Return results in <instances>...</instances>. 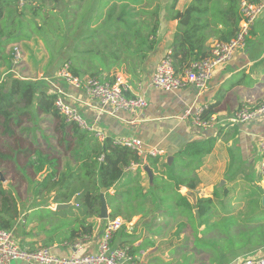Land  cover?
I'll return each mask as SVG.
<instances>
[{
    "label": "crops",
    "instance_id": "crops-1",
    "mask_svg": "<svg viewBox=\"0 0 264 264\" xmlns=\"http://www.w3.org/2000/svg\"><path fill=\"white\" fill-rule=\"evenodd\" d=\"M38 1L25 0L23 4H18V7L38 6ZM142 1L145 2V0H130L126 8L127 12L143 15L133 18L135 20L145 19L148 13L152 11V8L146 7ZM189 1L178 0L176 9L182 10ZM68 3L72 5H65L61 10L67 12V35L70 37L67 41L70 43L67 54L60 60L49 62L48 55L39 51L33 39L23 38L9 42L3 51L0 49V87H9L12 78L37 81L39 87H49L50 93L52 89L59 87L65 93L66 100L77 109L83 118L89 123H93L105 137L113 140L133 137L140 140L143 144V152L140 154L142 163L131 164L129 169L127 168L131 172V182L123 186L122 182L119 181L117 187L108 189L111 195H114L115 192H117V196L121 195L122 203L130 202L126 188L129 185L132 186V183L138 178H142L143 172L147 175L144 167L147 166L148 154L146 152L149 149L157 148L162 151L158 156H155L159 159L156 166L152 168L148 166L153 173V178L161 180L162 176L165 177L161 174L165 170L161 163L168 161V157L171 156L173 161L175 153L191 140L216 136L213 149L201 159L200 164L193 171L195 188L189 190L186 186H181L178 190L179 194L191 205V210L184 207L179 194H174L173 197L171 195L165 196L168 198L164 200L163 212H155L151 195L138 194L130 197V199L138 205H142L143 211L139 210L142 212L131 214L127 225L123 226L112 239V245L128 248L138 259V264H184L182 260L186 250L184 248L185 241L190 239L192 234L200 237L201 231L208 224L206 220L208 217L204 220L198 218L196 201L199 198L210 197L216 207L220 206L224 212H229L231 210L230 205L238 202L244 203L242 200H237L236 196H230L228 194L229 189L233 190L238 187L242 181L246 188L252 184L247 178V173L251 170H254L257 177L255 184L261 190L264 187V175L260 174L259 169V144L264 140V115L249 122H232L241 105L247 103L254 105L264 99V10L255 20L245 47L236 51L227 63L215 69L212 78L204 89L199 90L189 84L169 92L154 87L151 84V78L158 62L169 51L173 32L176 29L177 21L168 17L170 1L168 7L160 8L155 48L142 60H138L133 55L124 54L121 42L123 29L118 23L114 19L108 24L105 23L112 10L115 9L112 16L119 14L123 3L121 0H109L105 5H100L99 0H68ZM53 9L56 12L57 9ZM68 9L71 10L70 13H68ZM26 11L25 8L23 15L18 18L19 20L28 18ZM16 30L15 28L14 31ZM18 35H21V31L16 34V36ZM62 36H64L63 33ZM4 39L5 37L2 40ZM25 41L27 45L36 47L35 56L23 49L22 61L20 65L15 67L12 56L9 54V47L15 43L22 47ZM211 41L209 40L208 46ZM93 44L96 46H92ZM109 45H113V47L109 48ZM91 50L97 55L102 52L115 53V61L110 60L107 67L101 63L97 64V60H91L89 57L92 54ZM118 51L120 55H118ZM65 58L71 61V71L74 69L81 77L94 75L101 80L111 81L114 75H122L130 85L127 95L143 97L147 102L146 106L134 112L119 110L115 113L110 111V107L102 108V104L97 99L89 97L83 90L76 89L62 79L56 78L57 71L61 66L60 63ZM26 66L33 71V78L19 75L20 72L26 71ZM46 78H53L52 82ZM100 108L104 111H101ZM195 109H202V112L211 109L208 118L215 117L211 127L204 128L193 122ZM188 110H190V114L182 118ZM29 111L30 115L11 118L12 133H1L2 130H0V142L4 138L8 141H12V139L14 141V145L12 142L9 146H2L0 143V152L7 155L6 158L0 160V172H2L1 167L6 166L7 172L11 174L4 179L1 173L0 182L6 190V194L11 195L16 204L14 216V212L5 211V206L2 205L0 198V220H10V229L13 230L18 243L25 248L31 249L40 246L51 236L53 239L52 251L59 256H70L74 253L71 244L62 242L64 235L68 234L71 229H75L73 221L79 222L78 227L81 223L85 225L91 223L93 226L90 235L81 240V253H96L104 219L85 214V209L79 200L83 191L81 188L83 184L78 183V188L73 179L65 182L68 185V190L62 191V193H73L68 202L66 199L64 202L55 200L62 184L60 182H57L56 187L50 191L41 189L37 192V186L39 183H43L46 175H52L54 179H57L60 172L70 170L74 177L76 166L83 161L80 158L81 152H83L82 148H77L80 147V143L69 133L66 140H72L71 146L68 144V147L62 148L61 154L57 151L54 152V155H49L48 152L44 153L36 143L39 136L41 137L43 134L40 131L28 134L25 132V121L34 123V127L37 128L44 114L37 111L35 104L29 108ZM15 126H17L18 131L14 129ZM88 134L96 139L97 144L102 143L105 139L96 137L92 132ZM59 136V140H61L62 133ZM28 144L33 147L28 148ZM89 144L92 146L94 143ZM85 147L86 145L83 149ZM232 163L242 165L244 168L241 171L238 169V171L231 167ZM138 166L141 167V171L136 174ZM54 168L56 169L55 173ZM29 171H33V177ZM237 172H242L245 176L232 174ZM203 173L206 174L204 181L202 180ZM15 179H19L18 187L31 186L34 187V190L30 195H17L11 189L17 183L14 181ZM29 182L32 183L29 184ZM149 184L151 183L148 178V186ZM148 186L145 190H148ZM247 195L249 193L246 192L244 197ZM106 198L107 203L114 202L115 205L113 206H117V200ZM117 199L119 198L117 197ZM72 201L74 202L72 203ZM11 203L10 200L9 204ZM59 203L69 204L64 208L56 209V205ZM176 203L180 204L176 205ZM172 205H174V209ZM38 208H47L51 215L47 218H34L28 221L26 215ZM146 209L149 211H145ZM107 210L109 214L108 206ZM108 216L110 217V215ZM175 222L177 224L185 222L190 227L191 233L188 234L184 230L178 233ZM69 228L71 229L69 230ZM173 237L175 238L174 241H172ZM196 260L195 258L188 264H195ZM10 264L38 263L14 260Z\"/></svg>",
    "mask_w": 264,
    "mask_h": 264
},
{
    "label": "trees",
    "instance_id": "trees-1",
    "mask_svg": "<svg viewBox=\"0 0 264 264\" xmlns=\"http://www.w3.org/2000/svg\"><path fill=\"white\" fill-rule=\"evenodd\" d=\"M121 1L123 3L119 14L116 16L109 14V17L112 16V19L123 29L121 42L127 53L137 57L138 60H142L155 48L160 7L157 4H155L156 6H150L152 11L148 13L150 16L148 22L146 19H133L132 13L126 11L130 0ZM151 1L155 0H149L150 4H152ZM177 1L172 0L168 8L169 19L177 21L168 55L172 60L175 72L182 74L191 62L203 59L208 55L211 44L208 46L209 40L226 41L235 34L242 18L240 11L241 0H190L182 10L176 9ZM248 1L255 2L257 0ZM25 8L18 7V4L14 1L0 0V45L12 42L10 40L12 37H16L17 31H14L13 28L7 30L3 25V19L5 17H9L11 21L15 17L18 19L20 15H23ZM17 19L15 18L12 24ZM4 37L5 39L2 40ZM72 72L79 76L74 69ZM87 76L99 78L94 75ZM54 98L55 95L49 92V87H39V82L37 81L12 78L9 87H0L1 133H12L10 128L11 118L20 115H30L29 108L33 104H35L37 111L40 113L58 118L60 120L59 130L62 133L61 141H67V134L70 132L80 143V147L77 148H82L83 152H81L80 158L83 161L76 166L74 177L70 170L60 172L57 179H54L52 175H46L43 183H39L37 186V192L41 189L50 191L56 187L57 182H60L62 184L58 189L55 200L64 202L66 199L68 202L73 193H62V191L68 190V185L65 182L73 179L77 187L79 186L78 183L83 184L81 188L84 190L81 192L79 200L85 209V214L95 217L99 213L101 187L107 189L105 195L110 198L108 189L117 187L119 181L122 182L123 186L129 184L131 182V172L127 168L131 164L142 163V158L137 151L116 144L109 137H105L102 143L97 144L96 139L89 135L88 131L81 129L74 122L66 121L56 109ZM210 112L211 109L204 110L201 118H208ZM66 126L71 127L70 131L66 130ZM216 139L217 137L215 136L191 140L175 153L171 164H168L167 161L161 163V166L165 168L161 174L165 175V177L162 176L161 180L154 177L152 183L148 186V190H140L144 196L151 195L155 212H163L165 208L164 200L168 198L165 196L171 195L173 197L174 194H179L178 190L181 186H186L189 190L195 188L193 171L200 164L201 159L211 152ZM91 142L94 143L92 146L89 144ZM84 145H86L85 149H83ZM78 151L77 153H79ZM6 157L7 155L0 152V160ZM158 160V157L147 156V166L151 168L156 166ZM140 171L141 167L138 166L136 174ZM55 172L56 169L54 168ZM161 194H163L162 197ZM8 195L0 182L2 205L5 206L6 212H14L15 216L16 204L13 197ZM10 200L12 201L11 204H9ZM181 200L184 207L191 210V205L187 200L182 196ZM211 203L212 198L210 197L199 198L196 201L199 219L207 215ZM172 206L174 209V205ZM140 210L143 211L142 208ZM145 211H149V209ZM117 212L118 207L109 218L117 216ZM190 215L194 218L192 212H190ZM186 225L185 222L178 223V233L183 231ZM92 226L91 223L88 225L81 223L80 227L71 229L68 234L64 235L62 242L64 244H73L76 241L83 240L90 235ZM0 228L10 229V220H0ZM52 244L53 239L49 236L42 245L37 247H52ZM20 246L27 250L37 248L30 249ZM184 248L186 249L182 260L184 264H188V262L193 261L196 256L204 252L208 254L210 264H215V262H217L216 264H232L239 258H247L259 254L264 252V218L260 215H248L247 218L246 214L240 220L238 214L224 215L217 221L206 224L201 231L200 237L192 234V238L185 241ZM130 253L134 255L132 252ZM135 261L138 263L137 258Z\"/></svg>",
    "mask_w": 264,
    "mask_h": 264
},
{
    "label": "built area",
    "instance_id": "built-area-1",
    "mask_svg": "<svg viewBox=\"0 0 264 264\" xmlns=\"http://www.w3.org/2000/svg\"><path fill=\"white\" fill-rule=\"evenodd\" d=\"M21 5L25 0H13ZM264 10V0L240 1L241 21L235 34L226 41L213 40L209 46L208 55L200 60L193 61L182 74L175 72L169 51L160 59L151 78V84L164 91H176L184 85H193L197 89H204L216 68L227 63L236 51L243 49L250 35L252 26L257 17ZM12 59L14 66L20 65L22 54L17 46H13ZM71 61H64L59 67L56 78L62 79L68 85L83 90L89 97L97 99L103 107H110L115 113L119 110L134 112L146 106V100L141 96H128L129 82L122 75H114L111 81H104L89 76H77L71 71ZM54 78V77H53ZM53 78H46L52 82ZM55 95L54 105L67 122H74L80 128L92 132L96 137L104 139V134L93 123H89L64 97L65 93L56 87L51 91ZM250 102V101H249ZM254 106V107H251ZM100 108L101 111H104ZM190 110L186 111L182 118L187 117ZM202 109H195L193 122L201 127H211L215 117L201 118ZM264 115V99L250 105L243 104L236 111L232 122H249ZM116 144L143 152V144L133 137L114 139ZM162 151L157 148L149 149L148 156H158ZM260 174L264 175V140L259 144ZM127 221L121 217L104 219L101 235L96 253H81V240L71 246L74 253L70 256H59L53 253L52 247H37L34 250L21 248L12 229L0 228V264H10L14 260L32 262L38 264H138L135 256L126 247L112 245L114 235L125 225ZM232 264H264V252L239 258Z\"/></svg>",
    "mask_w": 264,
    "mask_h": 264
},
{
    "label": "rangeland",
    "instance_id": "rangeland-1",
    "mask_svg": "<svg viewBox=\"0 0 264 264\" xmlns=\"http://www.w3.org/2000/svg\"><path fill=\"white\" fill-rule=\"evenodd\" d=\"M109 0H99V4L100 5H105ZM147 0L142 1L146 7L149 6H156L155 4L159 5L160 8L163 7H168L169 5V1L171 2L172 0H155L154 2H152V4H150V2L148 1L146 3ZM72 2V1H71ZM69 2V3H71ZM89 2V1H88ZM68 0H56V1H52V0H39L37 5L38 6H33L30 7L28 5H26V15L28 16V18H26V20H19L17 19V17H15L17 20L15 21L14 24H12V21L10 20L9 17H5L3 19V25L7 30H11V28L13 29H17L16 34H18L19 31H21V35H18L16 37H12L10 41H18L20 39H30V40H34L36 47L39 49V51L41 53H46L48 55V61L51 62L52 60H60L61 58L64 57L65 54H67V50L69 47V42H67L70 37L67 35V12L66 11H61L63 10V6L65 5H72L69 4ZM171 4V3H170ZM53 8L57 9L56 12H54ZM144 9V8H143ZM70 13L71 10L68 9ZM61 11V12H60ZM115 9L111 11V15L114 13ZM132 13V12H131ZM142 17V14H137V13H132V16L135 18L137 16ZM107 17V15H106ZM139 18V17H138ZM145 19L147 21L150 20V16L147 15L145 17ZM62 21V23H61ZM110 21H112V16L111 17H107L105 23L108 24ZM14 25V26H12ZM39 25V26H38ZM119 28V27H118ZM111 30H115V29H111ZM62 33L64 34V36H62ZM34 34H36V36H34ZM36 37V38H34ZM119 39V38H118ZM5 43L0 45V49L3 51L5 49ZM13 46H17L20 50V54H22V58H23V49L27 50L28 53L33 54V56H35L34 54V50L36 49V47H32L31 45H27V42L25 41L21 45L15 43L13 45H11L9 47V54L12 56V52H13ZM40 46V47H38ZM92 46H96L95 44H93ZM113 45H109V48H112ZM77 52H79L77 50ZM83 52V51H81ZM92 53V50L90 51ZM123 52L124 54L127 53V51L124 49L123 47ZM115 53L112 52H107V53H100L99 55L92 53L90 54V58L91 60H97V64L101 63L103 64V66H108V62H110V60L115 61ZM118 55L119 51H118ZM128 55V53H127ZM69 60L68 58H65L64 60L61 61L60 65L66 61ZM25 67V66H23ZM46 70V68H45ZM27 72V73H25ZM24 75L25 77L28 78H33L34 73L31 69H29L26 66V71L24 72H20V76ZM36 113V112H35ZM25 126H26V131L27 134L28 133H33V132H37L40 131L41 134H43V136H39V139L36 141V143H38L39 147L42 149V151L44 153H47L49 155H54V152L57 151L59 152V154H61L62 152V148L68 147L69 141H70V145L72 143V140L70 139L69 141H65V143H62L61 140H59L60 138V130H59V126H60V120L58 118H55L53 116H49V115H43V119L40 121V125L38 123L37 128L34 127V123H31L30 121H25ZM28 127V128H27ZM69 126H66V130L70 131ZM14 129H16L18 131L17 126L14 127ZM24 129V128H23ZM82 129V128H81ZM0 130H2V128H0ZM85 130V129H83ZM22 131V130H21ZM89 132V131H88ZM70 133V132H69ZM13 142L14 145V141L12 139V141H8L5 138L2 140L1 145L2 146H9L10 143ZM77 146V145H76ZM12 147V146H11ZM33 147L31 144H28V148ZM232 154H233V150H232ZM232 159V157H231ZM231 167L236 169V170H240L243 169L244 167L242 165H237L236 163H232ZM6 166H2L1 167V173H2V177H4V179L8 178L9 176H11V174H9V172H7L6 170ZM60 170V169H59ZM238 170V171H239ZM29 174L33 177V171H29ZM232 174H236V175H240V176H245L244 173L242 172H237V173H232ZM206 177V174L203 173L202 175V180L204 181V178ZM247 178L248 181H250L252 184H250L247 188L245 186V183L242 181L240 182L241 185H239L238 187H235L233 190L229 189L230 191H228V194L230 196H236L237 200H242L244 203H235L230 205V209L229 212H224L220 206L216 207L215 203H211L210 204V213H207V216H204L202 219H206L207 217V222L209 224H211L214 221H217L218 219H220L222 216L224 215H229V214H235L239 216L240 220L242 217H244L247 213V218L248 215L251 216H262L264 218V206L261 204L262 202V197L264 196V187L261 190L259 188L258 185L255 184V182L257 181V177L255 176L254 170L249 171L247 173ZM14 181H17V183L14 184V187H11V189L13 191H15L17 193V195H21L23 196L24 194L26 195H30V193L34 190V187L32 188L31 186H22V187H18V182L19 179H15ZM32 182H29V184H31ZM148 186V177L147 175L143 172L142 174V178H138L136 181H134L132 183V186L129 185L126 188V191L128 190V196H129V200L130 202L128 203H122L121 201V195L117 196V192H115L114 195H111L108 191V194L110 195V200H113V198L115 200H117V204L118 206H113L115 205L114 202H109L107 204V206L110 209V217L111 214L115 211L114 209H117L118 207V216L115 217H121L123 220L128 221L130 219V215L131 214H136V213H140L142 211H139L140 208H142V205H138L137 203H135L134 201H132L130 199V197H134L138 194H141L140 190L141 189H147ZM245 186V187H242ZM247 189V190H246ZM84 190V189H83ZM125 190V189H123ZM246 192L249 193V195H247V197H244L246 195ZM106 191L104 192V197L106 198ZM117 197L119 199H117ZM108 198H106L107 200ZM109 200V199H108ZM141 206V207H140ZM100 207V206H99ZM149 207L151 208V206L149 205ZM78 209V208H77ZM214 209V210H212ZM81 210V209H79ZM108 212V210H107ZM50 212L47 208H38L35 209L33 211H31L30 213H28V215H26V219L29 221L31 219L34 218H47L48 216H50ZM95 217L99 218V213L96 214ZM109 217V216H108ZM176 224V225H175ZM175 226L178 227L177 222H175ZM73 225L74 228L79 226V222L77 220L73 221ZM174 226V227H175ZM193 227V226H192ZM71 228H69L70 230ZM184 231L188 234H190V227L188 225H186ZM192 238V237H191ZM174 237L173 240L174 241ZM197 260L195 261V264H210L209 258H208V254L207 253H202L199 256L195 257ZM217 262H215L216 264Z\"/></svg>",
    "mask_w": 264,
    "mask_h": 264
},
{
    "label": "water",
    "instance_id": "water-1",
    "mask_svg": "<svg viewBox=\"0 0 264 264\" xmlns=\"http://www.w3.org/2000/svg\"><path fill=\"white\" fill-rule=\"evenodd\" d=\"M172 157H168V161L167 163L168 164H171V161H172ZM144 170L145 172L147 173L148 175V178H149V181L150 183H152L153 181V173L152 171L149 169L148 166H145L144 167ZM1 176V174H0ZM2 180V178H1ZM106 191V188L105 187H101L100 189V193H99V197H100V207H99V218L100 219H107L108 218V212H107V204H106V200H105V197H104V192ZM74 201H72L73 203ZM69 203L65 204V203H59L56 205V209H61V208H64L65 206H68ZM261 204L264 206V196L262 197V202ZM195 213L197 214V211H195Z\"/></svg>",
    "mask_w": 264,
    "mask_h": 264
}]
</instances>
